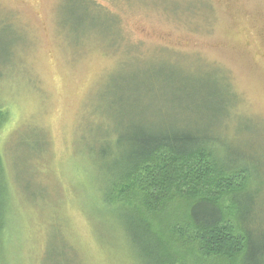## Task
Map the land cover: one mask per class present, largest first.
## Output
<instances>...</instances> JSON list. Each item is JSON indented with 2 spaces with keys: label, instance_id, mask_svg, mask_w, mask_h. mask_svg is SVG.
I'll use <instances>...</instances> for the list:
<instances>
[{
  "label": "rangeland",
  "instance_id": "rangeland-1",
  "mask_svg": "<svg viewBox=\"0 0 264 264\" xmlns=\"http://www.w3.org/2000/svg\"><path fill=\"white\" fill-rule=\"evenodd\" d=\"M191 67L232 86L230 129L260 158L263 220L264 0H0V264H150L126 212L101 198L97 152L118 132L102 109L122 87L175 118L155 78ZM192 244L161 264H236Z\"/></svg>",
  "mask_w": 264,
  "mask_h": 264
},
{
  "label": "trees",
  "instance_id": "trees-1",
  "mask_svg": "<svg viewBox=\"0 0 264 264\" xmlns=\"http://www.w3.org/2000/svg\"><path fill=\"white\" fill-rule=\"evenodd\" d=\"M168 73L155 78L167 84L158 99L180 106L175 118L157 106L154 119L122 87L109 104L107 94L102 111L118 132L97 152L103 202L126 212V231L150 264L180 261L181 245L189 242L203 256L264 264L262 165L255 147L236 145L230 82L193 69ZM8 193L2 185L0 238L10 230Z\"/></svg>",
  "mask_w": 264,
  "mask_h": 264
}]
</instances>
